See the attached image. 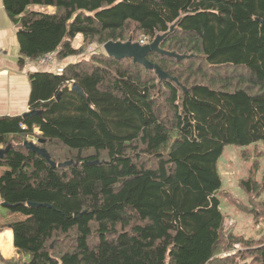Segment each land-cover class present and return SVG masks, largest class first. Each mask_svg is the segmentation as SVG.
<instances>
[{
	"label": "trees",
	"instance_id": "trees-1",
	"mask_svg": "<svg viewBox=\"0 0 264 264\" xmlns=\"http://www.w3.org/2000/svg\"><path fill=\"white\" fill-rule=\"evenodd\" d=\"M4 5L21 64L164 35L147 59L167 75L96 50L30 73L36 113L0 117V196L22 216L8 226L27 256L8 264H264V179L240 181L260 199L258 238L227 229L219 197L225 146L250 158L264 144V0ZM34 138L52 162L72 164L53 166L25 145Z\"/></svg>",
	"mask_w": 264,
	"mask_h": 264
},
{
	"label": "crops",
	"instance_id": "crops-1",
	"mask_svg": "<svg viewBox=\"0 0 264 264\" xmlns=\"http://www.w3.org/2000/svg\"><path fill=\"white\" fill-rule=\"evenodd\" d=\"M31 9L48 12L55 10L53 6H32ZM17 33L18 26L8 14L4 0H0V50H2L0 55V117L23 115L30 111L29 100L32 90L30 73L49 71L34 60H26L23 64L19 62L20 50ZM71 58L72 56L65 59L58 58V63L51 64L50 71L61 72L68 63L73 62ZM2 202L0 196V264H8V261L14 258L26 260L27 256L24 257L16 249L14 232L8 226L13 220L5 218L7 211L11 214L10 218H14L16 214L5 207Z\"/></svg>",
	"mask_w": 264,
	"mask_h": 264
},
{
	"label": "rangeland",
	"instance_id": "rangeland-1",
	"mask_svg": "<svg viewBox=\"0 0 264 264\" xmlns=\"http://www.w3.org/2000/svg\"><path fill=\"white\" fill-rule=\"evenodd\" d=\"M141 36L137 37L136 41L139 42ZM82 34H78L74 39L75 46H81L83 44ZM146 45V44H145ZM85 53L78 56H72V61L75 62L78 58H82L85 54L89 58L92 51H102L106 53L104 46L97 44H90L86 49ZM107 54V53H106ZM46 70L52 69L50 64H45L42 66ZM247 148V147H246ZM245 147L227 145L225 146L224 153L219 161V171L222 177L223 186L219 197L221 199V209L225 214L227 220V229L235 232L236 234H242L245 237H259L263 231L262 230V214L258 217H254V213L258 210L256 205V196L245 191L241 185V179H254L262 181L264 179V144L259 142L256 145H251L248 149V153H252L250 158H244L242 152ZM261 151V156L256 158L255 150ZM255 159H259L258 162H254ZM264 198V195H263ZM7 211V210H6ZM8 220H18L21 219V215H14V218H10L11 214L7 211ZM261 222H260V221ZM240 249V245L235 243L233 250L231 252ZM230 251L223 252L222 257H227L230 255ZM25 257V255H24Z\"/></svg>",
	"mask_w": 264,
	"mask_h": 264
},
{
	"label": "water",
	"instance_id": "water-1",
	"mask_svg": "<svg viewBox=\"0 0 264 264\" xmlns=\"http://www.w3.org/2000/svg\"><path fill=\"white\" fill-rule=\"evenodd\" d=\"M164 35H160L158 36L152 43L146 44V45H141L140 43L136 42H132L131 40L127 41V42H108L105 43L104 49L107 53V55L109 56H114L116 58H124V57H129V58H133L136 62H139L143 65H145L147 68L150 69H156V71L159 73V75L161 77H165L167 76L165 73L162 72V70L160 69V67L152 62H150L147 59V54L149 51L151 50H159V43L162 40ZM160 51V50H159ZM36 111H28L26 113H24L23 115L26 117H30L33 114H35ZM37 139H33L31 141H26L25 145L38 152L39 154H41L42 156H44L46 159H48L53 166H66L69 164H72L73 161H66V162H61V163H55L51 161L50 158V154L47 152V150L45 148H42L40 146H38L36 144ZM2 150H0V155L2 154ZM95 162H99L98 160H96ZM2 204L5 207H8V205L5 202H2Z\"/></svg>",
	"mask_w": 264,
	"mask_h": 264
},
{
	"label": "built area",
	"instance_id": "built-area-1",
	"mask_svg": "<svg viewBox=\"0 0 264 264\" xmlns=\"http://www.w3.org/2000/svg\"><path fill=\"white\" fill-rule=\"evenodd\" d=\"M148 39L146 36H141L139 42L141 45H145ZM2 54V50H0V55ZM36 63L45 65V64H55L58 63V58L55 52L46 53L42 55L40 58L34 60ZM25 128V126H23Z\"/></svg>",
	"mask_w": 264,
	"mask_h": 264
}]
</instances>
